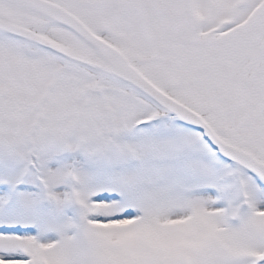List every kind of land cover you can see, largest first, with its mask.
I'll return each instance as SVG.
<instances>
[{"label": "snow or ice", "instance_id": "obj_1", "mask_svg": "<svg viewBox=\"0 0 264 264\" xmlns=\"http://www.w3.org/2000/svg\"><path fill=\"white\" fill-rule=\"evenodd\" d=\"M0 264H264V0H0Z\"/></svg>", "mask_w": 264, "mask_h": 264}]
</instances>
